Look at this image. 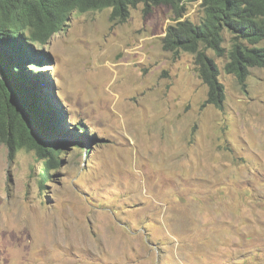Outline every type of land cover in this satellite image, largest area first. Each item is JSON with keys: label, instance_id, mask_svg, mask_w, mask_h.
I'll return each instance as SVG.
<instances>
[{"label": "rangeland", "instance_id": "rangeland-1", "mask_svg": "<svg viewBox=\"0 0 264 264\" xmlns=\"http://www.w3.org/2000/svg\"><path fill=\"white\" fill-rule=\"evenodd\" d=\"M174 19L74 12L36 46L69 132L43 187L35 152L10 161L0 142V264H264V68L243 85L209 50L225 102L204 106L195 55L163 49Z\"/></svg>", "mask_w": 264, "mask_h": 264}, {"label": "trees", "instance_id": "trees-1", "mask_svg": "<svg viewBox=\"0 0 264 264\" xmlns=\"http://www.w3.org/2000/svg\"><path fill=\"white\" fill-rule=\"evenodd\" d=\"M186 1L0 0V142L8 149L9 160L21 150L35 152L44 162L42 187L51 171L60 167L66 145L55 139L69 130L62 125L64 116L52 102L54 98L44 88L38 63L46 57L35 48L61 33L73 12L111 9V21L124 22L130 10L140 4L146 11L170 7L176 23L167 30L163 49L174 55H195L199 75L209 88L204 106L221 108L225 89L219 68L207 52L211 50L217 57L227 55L225 71L236 75L243 85L251 68H264V47H257L264 41V0H202L204 17L199 24L183 19ZM226 31L232 36L229 51L224 47Z\"/></svg>", "mask_w": 264, "mask_h": 264}, {"label": "clouds", "instance_id": "clouds-1", "mask_svg": "<svg viewBox=\"0 0 264 264\" xmlns=\"http://www.w3.org/2000/svg\"><path fill=\"white\" fill-rule=\"evenodd\" d=\"M197 1H201L202 2V0H197ZM187 2V1H186ZM186 2H184V4L186 3ZM133 9V8H132ZM92 12V11H91ZM112 12V11H111ZM130 12H131V10H130ZM74 13V12H73ZM79 13V12H78Z\"/></svg>", "mask_w": 264, "mask_h": 264}]
</instances>
